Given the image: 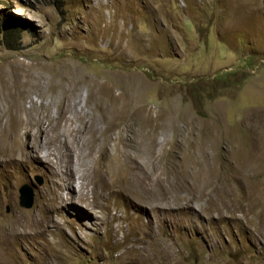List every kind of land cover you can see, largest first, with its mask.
Here are the masks:
<instances>
[{
    "label": "rangeland",
    "instance_id": "1",
    "mask_svg": "<svg viewBox=\"0 0 264 264\" xmlns=\"http://www.w3.org/2000/svg\"><path fill=\"white\" fill-rule=\"evenodd\" d=\"M65 66L97 82L90 106L88 85L48 87ZM0 75L24 84L23 105L38 97L54 113L65 96L66 115L93 112L99 130L98 84L115 94L124 79L140 94L126 114L147 109L156 131L147 135L143 117L140 160L114 158L115 178L91 170L89 156L72 185L58 184L55 164L0 159V264H264V0H0ZM12 84L0 77V108ZM21 141L31 148L23 130ZM95 179L86 195L94 201L48 212L51 192L70 197ZM23 184L31 207L19 203Z\"/></svg>",
    "mask_w": 264,
    "mask_h": 264
},
{
    "label": "bare ground",
    "instance_id": "2",
    "mask_svg": "<svg viewBox=\"0 0 264 264\" xmlns=\"http://www.w3.org/2000/svg\"><path fill=\"white\" fill-rule=\"evenodd\" d=\"M39 68L42 67L39 66ZM58 74H60L58 76L59 80L57 82L51 81L52 83L48 85L51 90L64 87L67 83L65 88L69 93L73 86L75 87L80 84H85L90 87V93L87 92L90 100H87V103L89 106L94 103L93 88L96 86L97 82L80 74L78 68L74 67L67 69V66H65L61 72H58ZM0 77H2L5 83L12 84L10 77L6 76V79L4 75H0ZM30 77H32L31 74H28L26 76V80L24 81L25 85L28 83L30 85L26 88V90H33L35 88L34 84H31L32 79ZM13 81L12 85L14 88L10 91L8 86L7 93L3 95L7 105L0 108V119L5 118L4 127L0 128V153L2 154L0 159L16 164L19 160H26L30 158L29 161H32L33 163L37 162L34 163L35 165H32L33 168L38 167L37 164L39 163H43L44 166H48V168H51V166L55 164L57 169L54 172L58 175L57 177L61 181V183H58L60 185L63 184V180H65L69 185H72L71 177L75 170L74 166L86 156L91 158L92 162L89 165L91 170L94 172L100 170L106 171L112 175V178H115L119 174L112 161L114 158L118 157V160L125 163L140 160L138 153H140L143 145L142 141L144 137H142L141 134L145 125L139 132L135 127H138L141 124V121L143 122V117H145L149 122L150 132L147 135L152 137L156 132L155 127L152 125V116L147 109L144 111L141 106H138L137 108L131 110L129 114H126L127 105L132 100L138 99L140 94L138 95V91L136 89H134V93H130L131 88L126 87L124 79V89L119 92L117 91L115 94L112 91V88L109 89L98 84V95L96 98H99V101H96V108L101 114L102 119H105L107 123L104 125V128L103 126L101 127V130H99V126L97 125L98 120L96 118V114L93 112L75 109L73 117L67 116L66 113L69 112L70 99L65 98V96H61L57 100L54 113L51 112L49 104H44L42 101H39L38 97L35 99L31 98L29 106L23 105L22 100L24 97L22 95V85L24 84L19 85V81L16 77L13 78ZM32 81L34 82V80ZM44 89L45 88H43V91ZM136 91L137 93H135ZM62 92L65 93V89ZM23 112L25 115L22 116ZM31 114H34L35 117H30ZM75 120L81 121L82 126L79 124L74 126ZM61 122H65L62 127L60 126ZM125 129L132 134V136L130 135L129 143L127 144H125ZM22 130L25 133L27 141L30 143V149H26L21 141ZM61 135L64 137V140L62 141L65 146L61 145L62 143H58ZM41 136L44 138L41 139ZM78 136L79 138L76 141ZM110 139L113 140V144L109 142ZM74 140L76 141V144L73 148L71 143ZM108 143L110 146L112 145V149L115 150L113 157L105 152ZM127 145L132 146L134 150L132 154H127L125 151L121 152L124 158L127 159L126 160L121 158V153L118 151ZM41 148L45 149V154L39 155V152L35 153ZM134 151H136V154ZM147 151L143 152L147 153ZM152 151L150 152L152 153ZM250 154L251 158H255L254 155L256 154ZM156 158L157 157L154 153L150 155V163L152 165L155 164ZM20 164H26V162L18 163V165ZM137 164L141 165V161L137 162ZM62 166H64L66 170L62 169V171H60L59 168ZM129 168L133 171L136 167L129 166ZM99 182H101L100 179H95L94 184L91 187L88 184L85 186L81 184L78 188L73 186L71 188L72 191L70 192V197H64L58 191L55 193L51 192L46 198L47 204L45 207L48 208V212L51 213L52 211H55L63 202H92L94 199L92 201L87 200L86 195L89 190L95 193L98 189L97 184ZM16 223V220L12 221V230H15ZM122 256L123 255H120L119 257Z\"/></svg>",
    "mask_w": 264,
    "mask_h": 264
},
{
    "label": "water",
    "instance_id": "3",
    "mask_svg": "<svg viewBox=\"0 0 264 264\" xmlns=\"http://www.w3.org/2000/svg\"><path fill=\"white\" fill-rule=\"evenodd\" d=\"M39 183H42V178L39 177ZM19 203L23 207H31L33 204V190L32 187L28 184H23L19 188Z\"/></svg>",
    "mask_w": 264,
    "mask_h": 264
},
{
    "label": "trees",
    "instance_id": "4",
    "mask_svg": "<svg viewBox=\"0 0 264 264\" xmlns=\"http://www.w3.org/2000/svg\"><path fill=\"white\" fill-rule=\"evenodd\" d=\"M19 26V24H13L12 25V28H10L8 31L9 32H15V30H13V29H17V27ZM10 43V42H9Z\"/></svg>",
    "mask_w": 264,
    "mask_h": 264
},
{
    "label": "clouds",
    "instance_id": "5",
    "mask_svg": "<svg viewBox=\"0 0 264 264\" xmlns=\"http://www.w3.org/2000/svg\"><path fill=\"white\" fill-rule=\"evenodd\" d=\"M19 196H20V193H19Z\"/></svg>",
    "mask_w": 264,
    "mask_h": 264
}]
</instances>
